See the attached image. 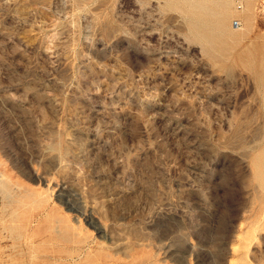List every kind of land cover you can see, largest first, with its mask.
Instances as JSON below:
<instances>
[{
  "label": "rangeland",
  "instance_id": "374dc122",
  "mask_svg": "<svg viewBox=\"0 0 264 264\" xmlns=\"http://www.w3.org/2000/svg\"><path fill=\"white\" fill-rule=\"evenodd\" d=\"M241 1L0 0V264H264Z\"/></svg>",
  "mask_w": 264,
  "mask_h": 264
},
{
  "label": "bare ground",
  "instance_id": "6f19581e",
  "mask_svg": "<svg viewBox=\"0 0 264 264\" xmlns=\"http://www.w3.org/2000/svg\"><path fill=\"white\" fill-rule=\"evenodd\" d=\"M182 1L185 4H187L188 6H190V8L195 9V11H203L204 13L213 12L212 7L209 5L210 1H216L217 2V4L219 5V9L221 10V13L224 12L223 8H227L230 4V0H182ZM202 34L204 36H207L206 33H202Z\"/></svg>",
  "mask_w": 264,
  "mask_h": 264
},
{
  "label": "built area",
  "instance_id": "2783aa9c",
  "mask_svg": "<svg viewBox=\"0 0 264 264\" xmlns=\"http://www.w3.org/2000/svg\"><path fill=\"white\" fill-rule=\"evenodd\" d=\"M236 2H237V4H238V7L239 8H243V3H242V1L241 0H236Z\"/></svg>",
  "mask_w": 264,
  "mask_h": 264
}]
</instances>
